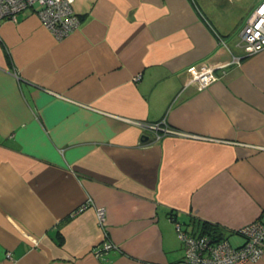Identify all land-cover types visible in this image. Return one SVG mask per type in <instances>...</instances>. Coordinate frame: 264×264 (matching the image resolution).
<instances>
[{
	"label": "crops",
	"instance_id": "0c3cea01",
	"mask_svg": "<svg viewBox=\"0 0 264 264\" xmlns=\"http://www.w3.org/2000/svg\"><path fill=\"white\" fill-rule=\"evenodd\" d=\"M258 1L73 0L62 40L33 8L0 19V264H172L175 220L242 243L264 214V49L239 39Z\"/></svg>",
	"mask_w": 264,
	"mask_h": 264
},
{
	"label": "built area",
	"instance_id": "2783aa9c",
	"mask_svg": "<svg viewBox=\"0 0 264 264\" xmlns=\"http://www.w3.org/2000/svg\"><path fill=\"white\" fill-rule=\"evenodd\" d=\"M33 8L42 25L57 39L62 40L76 30L81 22L80 16L73 9V0H0V19L16 20L23 10ZM240 42L245 43L253 52L264 49V0H259L246 14L239 31ZM192 81L200 88L205 87L217 76L215 72L201 65L191 68ZM152 131L155 139L162 133H173L175 129L160 123H141ZM89 207L96 211L97 223L100 227L105 224V209L93 205L91 199L82 203L76 212ZM175 220V219H174ZM175 229L182 242L183 255L172 264H244L256 261L264 256V214L242 225L238 234L243 241L232 245L227 238H214L208 234L189 232L183 228L182 222L175 220ZM115 244L106 239L95 250L96 256H101ZM7 256H10L8 253Z\"/></svg>",
	"mask_w": 264,
	"mask_h": 264
},
{
	"label": "rangeland",
	"instance_id": "374dc122",
	"mask_svg": "<svg viewBox=\"0 0 264 264\" xmlns=\"http://www.w3.org/2000/svg\"><path fill=\"white\" fill-rule=\"evenodd\" d=\"M244 1L248 2L249 0H244ZM242 15H243L242 13L238 14V12L237 13H234L233 12L232 14H229L227 16H226V14H224V17L223 18L225 19V23H228L230 25L231 24L235 25L237 23L239 17L242 16ZM229 242L232 245H235V243H237V239H235V236L233 234L230 235Z\"/></svg>",
	"mask_w": 264,
	"mask_h": 264
},
{
	"label": "trees",
	"instance_id": "16d2710c",
	"mask_svg": "<svg viewBox=\"0 0 264 264\" xmlns=\"http://www.w3.org/2000/svg\"><path fill=\"white\" fill-rule=\"evenodd\" d=\"M199 234H208L211 237L218 238V239L223 238L220 236L221 234L217 227L210 225L208 223H205V222L202 223V227L199 231Z\"/></svg>",
	"mask_w": 264,
	"mask_h": 264
},
{
	"label": "water",
	"instance_id": "95a60500",
	"mask_svg": "<svg viewBox=\"0 0 264 264\" xmlns=\"http://www.w3.org/2000/svg\"><path fill=\"white\" fill-rule=\"evenodd\" d=\"M153 133V132H152ZM145 138H148V136H144ZM154 139H155V137H154Z\"/></svg>",
	"mask_w": 264,
	"mask_h": 264
}]
</instances>
